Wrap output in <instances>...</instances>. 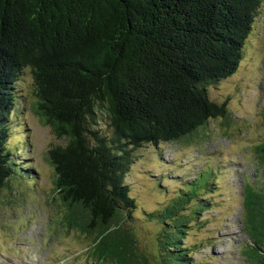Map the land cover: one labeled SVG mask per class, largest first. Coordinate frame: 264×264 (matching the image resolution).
Wrapping results in <instances>:
<instances>
[{
	"label": "trees",
	"instance_id": "trees-1",
	"mask_svg": "<svg viewBox=\"0 0 264 264\" xmlns=\"http://www.w3.org/2000/svg\"><path fill=\"white\" fill-rule=\"evenodd\" d=\"M260 2L0 0V191L34 176L10 143L29 72L37 113L64 140L51 154L65 226L92 239L93 263L149 264L123 225L135 218L160 226L159 264H197L199 244L183 241L212 203L199 191L208 169L198 173L203 183L178 178V193L141 216L126 177L143 145L189 141L228 117L211 88L236 71ZM257 149L264 161V140ZM261 200L247 186L249 264H264Z\"/></svg>",
	"mask_w": 264,
	"mask_h": 264
},
{
	"label": "rangeland",
	"instance_id": "rangeland-1",
	"mask_svg": "<svg viewBox=\"0 0 264 264\" xmlns=\"http://www.w3.org/2000/svg\"><path fill=\"white\" fill-rule=\"evenodd\" d=\"M19 89L20 115L12 120L10 143L34 176L13 180L0 191V264H96L94 249L88 248L92 239L66 228L65 207L55 193L51 151L64 140L37 113L29 72ZM211 96L228 117L210 119L189 141L143 145L126 183L138 199L134 215L141 216L140 210L151 212L174 197L182 179L196 177L203 183L198 173L208 169L209 186L199 191L212 203L191 224L183 242L199 244L193 255L197 264H249L245 251L253 244L246 229L247 186L261 195L264 212V161L257 151L264 140V0L236 71L211 88ZM97 127L110 132L101 119ZM123 225L135 240L136 252L149 264H159L160 226L135 218L125 219Z\"/></svg>",
	"mask_w": 264,
	"mask_h": 264
}]
</instances>
